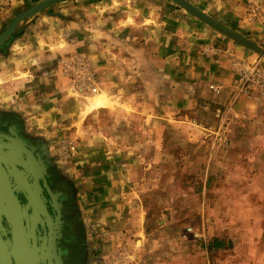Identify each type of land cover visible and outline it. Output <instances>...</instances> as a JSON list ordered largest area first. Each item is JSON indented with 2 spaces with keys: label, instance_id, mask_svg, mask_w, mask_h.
<instances>
[{
  "label": "crops",
  "instance_id": "1",
  "mask_svg": "<svg viewBox=\"0 0 264 264\" xmlns=\"http://www.w3.org/2000/svg\"><path fill=\"white\" fill-rule=\"evenodd\" d=\"M187 1L264 47V0ZM24 26L0 53V111L17 114L56 167L60 141L79 146L74 177L65 175L78 186L87 242L95 227L93 256L108 262L122 245L133 264H176V214L195 209L163 205L161 182L180 180L183 165L194 180L197 162L214 163L215 145L264 147V99L236 96L242 64L264 59L173 0H69ZM77 54L98 93H75L63 72Z\"/></svg>",
  "mask_w": 264,
  "mask_h": 264
},
{
  "label": "rangeland",
  "instance_id": "2",
  "mask_svg": "<svg viewBox=\"0 0 264 264\" xmlns=\"http://www.w3.org/2000/svg\"><path fill=\"white\" fill-rule=\"evenodd\" d=\"M41 1L43 0H0V34L19 13L29 9L32 3ZM263 8L261 6L262 13ZM30 19L26 20L27 23ZM18 33L19 30L6 46L0 48V53L10 48ZM261 58L264 59L262 56ZM4 104H7V101L2 103L0 99V106L5 108ZM8 106L13 107L10 102ZM219 117L221 124L225 123L226 110L221 111ZM28 126L31 128L29 123ZM35 131L37 132L36 129ZM214 139L223 140V133H215ZM64 142L70 141H60L52 150V155L58 162L57 168L73 178L71 168L79 153V146L71 149L70 145H67L64 148ZM227 147L228 145H215L211 149V154H216L217 157L214 163L205 165L197 162L195 166L200 173L195 175L194 180L183 165L179 169L182 174L180 180L167 179L161 182L162 197L158 198L162 200L163 205L173 199V205L177 203L195 209L185 220H182V213L176 214L180 221L177 231L181 239L180 245H184L180 247L181 253L176 264H185V261L187 264H207L209 261L212 264H264V147ZM235 158L239 162H235ZM207 166L210 169L208 177L202 174V170H206ZM89 218L91 219L90 216L87 219ZM182 225L185 228L182 229ZM216 240L223 242L222 249H211ZM96 242L95 227H89L88 244L91 255L87 264H92V261L93 264H107L105 257L101 260L93 256L96 253L93 248L97 245ZM124 249L128 251L126 246L121 245L117 253ZM101 253L100 249L99 254ZM185 254L189 256V260L184 258ZM119 263L123 264L122 259H119Z\"/></svg>",
  "mask_w": 264,
  "mask_h": 264
},
{
  "label": "flooded vegetation",
  "instance_id": "3",
  "mask_svg": "<svg viewBox=\"0 0 264 264\" xmlns=\"http://www.w3.org/2000/svg\"><path fill=\"white\" fill-rule=\"evenodd\" d=\"M78 189L15 113L0 111V237L11 264H87ZM0 264H6L0 258Z\"/></svg>",
  "mask_w": 264,
  "mask_h": 264
},
{
  "label": "built area",
  "instance_id": "4",
  "mask_svg": "<svg viewBox=\"0 0 264 264\" xmlns=\"http://www.w3.org/2000/svg\"><path fill=\"white\" fill-rule=\"evenodd\" d=\"M63 72L71 80V84L75 93L88 94L98 93L97 76L91 68L89 62L82 55H73L70 59L64 61ZM241 83L239 85L236 96L247 95L257 96L264 99V68L257 64H242L240 69ZM214 91H220L218 86L212 85ZM236 97V98H237ZM235 98V99H236ZM235 101V100H234ZM65 146L70 145L71 149H75L74 143L64 142ZM125 249L117 253L114 258H111L107 264H120L119 259H122L123 264H133L134 259L130 256L129 261L123 259ZM132 261V262H131Z\"/></svg>",
  "mask_w": 264,
  "mask_h": 264
},
{
  "label": "water",
  "instance_id": "5",
  "mask_svg": "<svg viewBox=\"0 0 264 264\" xmlns=\"http://www.w3.org/2000/svg\"><path fill=\"white\" fill-rule=\"evenodd\" d=\"M65 1L69 0H43L39 3H32L29 9L22 13H19L2 31V33L0 34V48L6 46L11 41L18 30L22 28L26 20L40 13L50 12L54 8V6ZM174 1L189 13L194 15L196 18L210 25L220 33L226 35L227 37L233 39L244 47L264 57V47L260 46L249 37L239 33L238 31L228 27L226 24L220 22L214 17H211L210 15L204 13L187 0ZM0 258L4 259L6 264H11L10 243L5 242L2 237H0Z\"/></svg>",
  "mask_w": 264,
  "mask_h": 264
},
{
  "label": "trees",
  "instance_id": "6",
  "mask_svg": "<svg viewBox=\"0 0 264 264\" xmlns=\"http://www.w3.org/2000/svg\"><path fill=\"white\" fill-rule=\"evenodd\" d=\"M211 247H212L211 249H214V248L215 249H218V248L222 249L224 247V244H223V242H218V240H216L215 244Z\"/></svg>",
  "mask_w": 264,
  "mask_h": 264
},
{
  "label": "bare ground",
  "instance_id": "7",
  "mask_svg": "<svg viewBox=\"0 0 264 264\" xmlns=\"http://www.w3.org/2000/svg\"><path fill=\"white\" fill-rule=\"evenodd\" d=\"M105 103L104 96H101L97 99V102L95 103L96 106H100Z\"/></svg>",
  "mask_w": 264,
  "mask_h": 264
}]
</instances>
